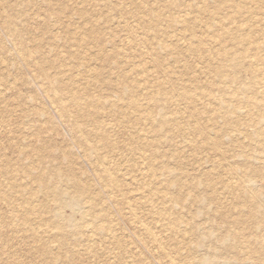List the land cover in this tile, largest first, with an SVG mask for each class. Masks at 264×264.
<instances>
[{"label": "rangeland", "instance_id": "rangeland-1", "mask_svg": "<svg viewBox=\"0 0 264 264\" xmlns=\"http://www.w3.org/2000/svg\"><path fill=\"white\" fill-rule=\"evenodd\" d=\"M112 1H118L121 2L122 4L124 3L126 4L125 5L126 8L122 10L110 9L109 7H105V4L107 3L106 0H0V166L3 165L1 163L4 162L5 159H6L5 160L6 164L8 163L7 165H5V167L1 166L0 168V182L4 184V189L6 188L4 197L3 199L1 198L0 200V223H1L0 253L2 252V254H0L1 255L0 264H5V263L8 264L9 262L10 264H42V263L43 264H115V263L123 264L124 261L123 259L125 260L129 259L128 257H130L131 259L133 258V260L137 258L138 259V262H136L137 264H169L168 262L169 259H171L170 257H172L176 262H178V264H183L184 263L183 259L186 256L192 258L194 261L193 263L195 264H198L199 260L205 256L208 258H215L214 260L215 264H224V262H226L225 264H239V263L256 264V261H254L253 259H249L250 258L249 256L252 257L254 256L253 258H257V257L259 258L261 253L264 252L261 250L264 249V227L254 228L252 226L251 227L248 226V228H240L241 226H231L230 222L232 221V219L233 220L238 219L241 221L245 220V217L248 215V213H250L252 207H254L253 204L254 202L250 200L246 208L243 205H240L242 197L239 198L237 197L238 199L235 198L236 200L232 198L235 197L234 196L235 194L232 192L229 186L230 183L233 184L234 180L238 178H236V176L232 177L228 175L227 166L231 164L233 165L241 164L245 166L247 165L246 163H244L243 159L237 158L233 155L239 152V150H241L242 148L243 151L241 150V152L244 155L247 154L253 156L252 160H250V162L254 160V163L253 162L250 163L251 167H253L254 170H256L257 168L258 169L257 172L258 174L259 173L260 174L250 175L248 181H250V183L253 185V188L257 193L255 198V202L257 201L256 204H259L260 206L262 205L264 206V168H262V165L264 167V154H262L264 152V151L262 152V150L264 149L263 136L254 134V132L250 130L251 128H249L250 132L248 131L249 133L247 134L246 138L243 137L241 134L239 135V133L233 134L234 137L232 136V138L230 136H227L221 141L223 156L213 157L215 153H213L214 151L212 152V149L209 147L206 148L205 146L201 147L199 149L200 151L195 153L194 151L192 152V150H190L189 147L186 148L187 143L185 142V140L187 139L194 140V138L195 140L196 139L200 140V138H202L201 136L203 134L200 136L201 133L199 131L196 132L197 130L196 127H194L195 133L193 131L192 134L190 133L192 131V128L189 129L190 125L188 126L186 125L185 127L184 124L182 127L179 126L178 129L176 128L170 129L171 127L167 125L166 128H163V131L155 132L152 129V131L148 130L147 133L144 131L141 132L139 127L142 121L139 122L135 116L134 118L132 117L125 119L117 118V116L119 117L118 114L119 112H122L129 108L128 104L126 103V98L117 100L116 93L113 89L115 85L108 84L107 82L103 83V80L105 81V79L103 78L106 79L108 78L107 80H110V78L113 79V76L117 72V70L113 69L112 66L110 67V65L107 63L96 61L91 67H96L94 70L98 69L97 71H95V73L96 72L99 73V75H97L98 77L95 78L94 80H90L89 82H86L85 80L80 81L76 85L74 84L73 87H79L82 89L84 87V84L88 83L90 85L89 92L94 96H97L101 100V103L104 104L103 106L104 108L108 107L110 105V102L116 103L115 106L116 117L115 114H113L114 115L113 117V115L108 114L104 111L98 114L101 121H103V125H106V127H108L107 129L108 130L107 134H109L108 136L112 139V141L114 140L115 144L113 145V148L110 149L104 148L105 150L101 148L102 145L101 144L98 145L95 142L94 138L90 137L92 136V132L89 136L91 139L90 138L88 139L90 141V144L93 145V147L96 146V148L100 147L102 149L101 150L102 153L105 154L106 156L105 158L110 164L109 169L111 171H114V169H116L117 166L119 165L117 171H118V175L121 176L120 179L121 183L125 190L131 191V193L126 196L125 201L124 200L120 201L118 199L116 200V198L107 197L104 194L106 197L105 198L103 195V193L105 192L104 187L98 184V182L94 178V173H93L94 167L92 166L93 164L91 163V161L89 162L90 159H87V157L83 156L84 152L83 150H81L83 148L79 147L73 142L78 137H81L84 131L85 132L90 131L91 124L83 123V125L81 126V132H77V130L75 131L71 130L69 120L67 118L60 117L55 107L50 105L49 101L46 100L47 98H45V95L43 93L45 86H47V82L43 77H40L38 75V73L36 72L35 64H33L32 62L31 63L26 62L18 54L19 53L18 48L21 47L23 51H27L28 53H31L34 59L38 61V65L43 66L44 69L46 68L45 72L49 77H54V75H56L58 71L54 70L55 68L53 69L52 67H50V65L47 64L46 62L47 60L55 59L57 62L58 61L63 62V60H67V63L74 65V63L76 62L79 63V62L76 57H70L71 55L76 54L79 58L83 59V58H88V56H90L91 54H95L97 50L94 46V43L91 40L81 41L79 39V36L81 37L80 34L70 35L65 32V31H75L78 33L82 31V29L87 30V28L89 29L91 27L89 26V24H85V21L76 14L78 10H84V9L87 15H89L88 18H90L91 21L97 22L101 26L103 32L102 36L104 39H107L108 42L111 40L113 43L115 42L116 43L115 47H117L118 50H122V51L126 50L128 52L129 50H127L125 47L126 45L128 47V44L126 43L127 42L126 38H128V32L122 29H115L111 25L114 24V22L116 21H120V22L127 21L129 23H133L136 12L132 10L130 4L125 2V0H112ZM205 1L208 4L211 3V0H205ZM139 2L141 5H147L149 8L155 10L158 14H160L161 20H159L157 23L158 31L155 34L156 36L158 34L159 38H163L164 36L165 39L163 38L162 40V43L160 45L161 48L157 46L158 44H156L155 39L154 40L151 39L152 41L150 40L147 41V43L149 44L146 43L145 49H148L147 50L148 52L157 50L156 54L163 60V65H161L162 67L159 68L158 71L157 69H155L156 72L154 71V67H153L154 65L151 62L140 63L139 60L135 58L134 60L135 64L145 67L147 72V74H145L146 77L149 78V76L151 75V78H149L150 81L153 80L152 79L153 77L155 79L161 80L165 76H167L166 78H170V80L164 81L163 85L169 86V84L175 80L182 82V84L186 83V85L187 84L191 85L189 84V81L192 83L195 80L196 81L199 80L201 84L200 82L198 83L201 87L200 89L202 90L203 86L206 83L205 81L210 80V78L207 77L208 75H206V73H205L206 76H204L203 72L202 73L200 72V74L197 72L193 73L194 69L192 70V68L207 66L209 62H207L203 58L197 57L198 58L197 59L194 55H192L193 56L192 57L190 54H187L183 50L180 51L179 55L175 54V50L172 49V47L175 44H177L178 46L181 44L183 46L182 48H184V46L186 45L185 43L192 42L194 41V39L190 37V32L179 31L181 28L175 27L173 25H172L173 27L170 26V24H172L171 23L172 20H174L179 16L182 15H188L191 17L195 16L196 15V13L194 12V9L196 8L195 6L200 4L198 3V0L197 1L196 0H156V1L137 0V3ZM212 8L213 7L210 6L209 9ZM226 13L228 15H232L231 14L232 12L229 13V9L226 10L223 14L226 15ZM5 17L10 18L11 28L15 30L17 33L15 36H9L6 33L5 24H4ZM145 19L146 18H144V20L141 19V22L145 21ZM150 20L151 19H148V21ZM217 20L218 18L215 19V21ZM237 25H239V22L237 23ZM263 25L264 24L260 22L259 24H257L256 27L262 29ZM197 31L199 33L198 29ZM203 31L205 32L204 28ZM134 34L135 35L137 34L136 36L138 38L144 35L142 30H135ZM164 34H168V35H164ZM186 35L187 37H185ZM53 36L56 37L55 40L52 39ZM19 42L21 44H19ZM195 43L196 42H194V44ZM147 45L149 47L150 45L151 46L156 45L155 48L156 47L159 48L151 50L147 48ZM224 45L228 47L231 46L232 44L228 42ZM212 47L213 48H210L212 49L211 51L215 52L214 50L217 51L219 46L214 45ZM104 51L108 53V51H110V47H108V45H105ZM130 53L131 52H128L127 54L131 55ZM255 53L256 56L258 55L259 57L264 56V50L261 49L260 47L255 49ZM43 59L45 61H43ZM245 59L246 60L241 59L243 64L235 68L234 73L236 76L237 86L240 85V82L251 83L254 81L253 76L249 71L245 69L244 66L250 61V58H245ZM247 59L248 62H246ZM187 65L189 67L191 66L192 68L191 67L190 69H188L189 67L186 68ZM262 67L264 69V64ZM82 68L79 69V73L83 75L82 78H86V76H88V73L85 74ZM68 70L70 71V73ZM67 72L72 75L77 74L78 66L77 68L76 67L66 68L64 70V74L62 73V75L60 74L59 76L62 77L64 75L65 77H67L69 75ZM196 74L198 75L199 78L196 77L197 76ZM139 76H136L135 74L133 77L135 79L136 78L138 79ZM211 80H212L210 81L211 83L213 84L215 83L213 87L214 88L218 87L215 85L217 83H220V80H217L216 78ZM145 87L148 88L147 86ZM66 93L67 90L64 91V95ZM158 98L160 99L159 96L155 95V100L157 101L156 104H154L155 106L153 107L152 110V118H153L152 123L154 124L158 122V120H160L158 118L160 115L167 114V116H170V114H172L176 109L181 111L182 114H180L181 115L180 117L186 118L184 120H187L188 118L187 105H189L190 102L189 109L195 107V106L192 107L193 104L191 106V103L194 100L188 99V101L190 100L188 102L187 99H184L183 97L181 98V96L175 97V99H173L171 103H165L163 100H159ZM210 98L211 97H204V98L202 97L200 98L201 100L198 98V100L200 101H198L195 98V100L198 101V102L196 101V105H197L196 107L198 108L208 107L209 109L208 108L207 109L210 110V112L213 111V109H210L209 105L211 102L210 100L212 99V103H215V99L213 100V98L211 99ZM206 99H208V101ZM252 102H255V100L253 99ZM139 103L140 105L138 104V107L140 106V108H142L145 106L142 102ZM236 107L238 110L237 114L239 113L240 115H243V113L246 114V112L248 110H251L252 108V107L250 108L249 106L247 107L244 104H238ZM218 110L219 109H217L214 114H210V116L211 115L214 116L215 120H217V123L219 122V120H221L219 119L220 116L222 117L224 115L226 117L231 116L230 118L234 116V114L229 112L228 110H223V112L221 111L222 109L219 111ZM250 114L251 116H255L256 113L250 111ZM207 116L202 115L201 116L202 119L200 120L201 121L203 120L202 122H205L206 119H208ZM232 120H234V118H232ZM117 121H120L122 123L120 122L118 123ZM127 121H131L134 123H132L131 126H127V124H125V122ZM168 127L169 129H167ZM82 128L84 131L82 130ZM129 130L133 132L135 131L136 133L139 132L140 134H144L146 137L150 138V140L152 139L156 140L155 146L153 147L154 151L152 150L151 152H148V154L150 153V155L151 154L153 155V161H154L153 173H155L154 175L155 177L153 178L154 179L156 178V180L158 178L159 182L154 180L155 182H157V186L164 187L163 185H165L166 183L165 181H167L168 178L170 179L172 177L180 178V179L183 178V180L187 181V182L185 181L186 183L191 182L190 176H195L199 180L201 178L200 171L202 168L203 170H210V171L212 170L213 173L215 172L218 175H220L218 179L209 180L207 182L204 181L206 185L204 184L203 181H198L196 183L193 193L197 194L198 198H202L205 200L204 202L201 203H195L191 201V199H188L185 188H182L183 190H181L176 186L172 188L171 187L168 188L167 190L168 193L170 194L172 193V195L177 196L181 198V200H183L181 202V200L179 201L178 199V202L181 203L180 204L177 203L176 204L177 206L175 205V207H173L171 211V215L173 214L174 217L176 216L180 218L179 220L183 222L182 225H179L177 230L174 229L172 230V232L170 231L172 234H170V232L163 231V228L161 229L162 221L159 220L166 217L168 218L169 215L161 218L156 214L152 216L153 213L150 211L148 212V209L145 208L142 203H141L142 205H140L139 207L137 206L135 209V214L137 216L136 222L137 220H139L137 223L135 222L134 219H131V217L128 215V211L126 208L128 206V202L130 203L135 202V200H138V195L140 194V192L137 191L138 183L131 180V175H133L135 172H140V170L143 168L141 163H138V166H136L133 169H130L129 166H127V164L123 163V160H125V156L128 157L131 154V152L139 151L137 154L140 155L137 156H141L140 143L137 142L135 143V141L126 142L125 140ZM215 131L219 134L221 131V127L217 126L215 128ZM198 132L200 134H198ZM237 134L238 136H235ZM249 134H251V137H249ZM233 138L235 142L232 140ZM159 139H160L159 143L160 144L162 143L161 145L160 144L157 145ZM229 139L231 140V142ZM163 140L167 141V142L165 141L166 144ZM239 140L240 141L243 140V141L239 142L240 144H237L236 141ZM256 142H258V144ZM239 145L240 146L243 145V147L242 146L240 147ZM244 145H246V148ZM257 145L260 146L256 147ZM174 146L177 147L175 148ZM173 148L174 150H172ZM176 149L181 152L179 155L180 159L176 155V151H177ZM186 149H188L189 151ZM260 149L262 150L260 151ZM256 150L260 152H256ZM250 152L251 154H249ZM183 153L185 156L183 155ZM190 154L197 155L198 157L195 156L197 159L193 160L191 158L192 155ZM254 154L257 155L256 158L254 157L255 156ZM143 156H145V153H143ZM175 156H177L176 157L177 159L175 158ZM219 157H220L219 160L222 159L220 166L218 164L213 163V161L209 162V160L211 159L218 161ZM1 158H3V161L1 160ZM118 160L120 163H118ZM256 160H260V161H256ZM158 164L160 165L159 168H158ZM162 165L164 167H162ZM129 169L132 170V172ZM169 175H171L172 177ZM16 176L18 177L16 178ZM10 177L11 178L13 177V181L15 183L16 182L17 184L20 183L19 184L21 188L20 190L21 192H23V195L21 197L20 196L13 197V195L11 194L12 191H10V189L8 188V185L10 186V182L12 181ZM229 177H231V179ZM38 178L42 179L43 182L46 183L48 186L52 185L61 188H65L68 183V180L72 178H75L74 180L76 181L78 180L81 183L84 182L85 184L87 183V185L91 187V191L93 193L95 192L93 195L97 194V192H99L102 195L103 200H101L102 201V203L100 204L101 207H99L98 210L106 214L105 215L106 217H109L108 224H111L112 227L108 225L109 227L107 228L109 229L106 228V230L104 231V233L106 234L101 233L102 235L101 234L97 235L95 226L98 224V222L101 219L96 218L95 220L94 218L89 217L90 223L89 224L84 223V225L86 224L88 227L86 225L85 226L82 225L79 228L80 229L79 232L81 234L83 233L82 235L80 233L78 235L76 232H74L73 234L71 233L72 231H70V229L67 231L68 229L67 228L63 232L64 234H62V237H66L64 238L65 241L74 243L71 245L70 243H67L66 246L64 245V247H67L69 251L66 248L64 249L67 251L62 249L63 247L59 245V243H57L56 241L57 239L54 238L55 232L52 227H48L49 229L51 228L50 231L48 228L42 227V225L38 227L39 224L36 223L35 224L32 223L31 227L29 225H26L27 227L26 226L24 227L23 225H25V223L22 221L23 219L20 220L22 216L21 214L24 213L23 212L24 209L19 207L21 208L19 212L20 214L17 213L19 214V215L16 214L17 216L13 215L17 218L16 219L15 217L10 216L9 212L7 213V211H9V208L6 205L7 201L14 200V204H15L18 203L19 201L21 202V198H23V196L27 197V195L28 196L31 195L30 197L33 201L30 202L31 207L42 206V204L45 206V204H48L50 202L49 203L50 205L49 204L46 205L47 209L45 208L44 217L47 214L48 216L46 217L49 218L52 217L53 215L52 212L55 211V205L53 204V202H51L49 198L46 197L45 193H42V191L40 190L42 188L40 187L39 184L40 182L37 180ZM165 178L167 180H165ZM232 178L235 179L233 180ZM211 181L213 182L211 183ZM224 181L225 183H227L226 184L227 186L229 185L228 187L224 185L225 183L222 184V182ZM27 184L29 185L31 184V185L29 186ZM24 185L27 186V188H25ZM28 187L29 190H27ZM209 187H211V189ZM177 188L179 191L177 190ZM29 191L31 192V194H29L30 193ZM215 193L217 194V196ZM218 194L221 195L219 196ZM145 196L149 200L150 199L155 200L156 197L154 195V192H145ZM44 197L47 199H45ZM216 197H218L219 199L218 201L213 199ZM208 199L211 200L209 201ZM46 200H48L49 202ZM3 201H4L3 203L4 205L2 204ZM20 202L19 204H21ZM237 202L239 203V205H236ZM31 203H33V206ZM165 203H166L165 206H167L168 204L167 200H165ZM80 205H82V208L85 207V204L83 205V203H81ZM218 205L221 207H218ZM16 206L19 205L17 204ZM216 208H219L218 213L216 212L217 210ZM61 214H62L61 217L63 216L62 218L68 220L70 219V221L73 224H75L76 222L75 225L78 224L77 222L78 217L76 214H73L71 210L65 209ZM145 215L149 217L146 216L145 218ZM9 216L13 217L12 218L13 220ZM28 216H31L29 217L31 219L33 217L32 215H28ZM155 216L156 217L158 216V218L155 219L156 218ZM221 216L226 217V219L221 218ZM89 218H87V220ZM143 219L145 221H143ZM52 220H54V218ZM8 222H10L9 223L10 225L8 224ZM71 222H70V226L72 227L74 225L73 224L71 225ZM142 222L144 223V225H148V227H150L149 229H151V231L153 230L152 232L157 233L156 235L159 234L161 235V238H164L163 243L161 245L163 248H161V246H157V245L155 246V244L152 245L151 242L147 241L149 239L142 235L141 232L142 230L140 231V229L143 228L141 224ZM137 224L140 225L138 226ZM191 225L195 226L196 228H199V230L202 228L203 231H206L207 233H210L213 236H218V237L224 235L225 233H227V231L239 232L241 236L240 238L244 239L248 243L247 245H245L244 243L243 244L240 243L239 244L240 246H238L240 248H238L236 246H232L230 243L218 244V242H215L214 238H212V239L204 240V242L201 244H197L196 241L199 238L197 237L198 236L197 233L199 232V230L196 233L191 232V234L187 237H183L182 235L183 239L181 240L182 237L181 236L178 237V235L179 234L181 235L180 232H182L183 234V229L185 231L189 229ZM36 227L37 229H35ZM110 227L112 230L110 229ZM34 230L38 232L37 233L32 232ZM65 232L67 233V235ZM114 232L117 236V237L115 236L116 240H119L120 244H122L119 246L121 250L118 248V246H116V244L114 246V243L109 241V239L112 238V236L114 237L113 235ZM34 233L38 235L41 234L39 237L40 239L33 238ZM108 234L112 236L110 237V235ZM29 236L30 237L32 236L31 238L34 239V242L33 239H31ZM89 236L92 239L91 240L92 243H90L91 241L88 242L84 240V238L87 239V237ZM167 236H170V239L169 237L166 238ZM175 236L178 238L177 243L175 241L176 240ZM42 237L43 240L46 241L47 245L50 244L49 245L50 248L56 243L52 247V251H53L52 253H51V249L48 247L50 250V254H49L50 258L49 255L48 256L46 255V257H44L45 255L41 253L42 245L46 244V243H40L42 241ZM47 237L48 239L46 240ZM49 237H51V241L55 240L53 241L54 244H51L53 242L50 241ZM92 237H94V239ZM118 237H120V239ZM4 238H6V240ZM179 239L180 242H178ZM171 240H172V244L169 243L171 242ZM8 241H10V244L7 246V244L9 243ZM85 241L88 242L87 245ZM36 244L39 245V247L38 246L35 247ZM90 244H92L93 246L92 249L94 251L90 248L91 246ZM58 245L60 246V248H58L59 247ZM211 245L217 246V250L215 251V254H213L214 252H212V250L210 249ZM184 247L189 248L190 251L188 249H185ZM248 247L251 248L250 253L252 252L253 255L248 254V252L244 251L246 248L248 249ZM256 248H258L257 253L255 252ZM162 251L167 253L163 254ZM66 252L67 253L70 252V254L73 253L74 256L73 255H70L73 257L65 256V255H69V254H64ZM254 252L256 253V255L257 254L258 255L255 256ZM40 254L43 255V257ZM52 255L53 257L54 256L56 257L57 255V257L54 259L52 258ZM119 259L120 260L122 259V261H120ZM114 261L116 262L114 263ZM251 261L253 263H251Z\"/></svg>", "mask_w": 264, "mask_h": 264}, {"label": "bare ground", "instance_id": "bare-ground-1", "mask_svg": "<svg viewBox=\"0 0 264 264\" xmlns=\"http://www.w3.org/2000/svg\"><path fill=\"white\" fill-rule=\"evenodd\" d=\"M106 1H107V3L105 4V7H109L110 9H113V10L121 9L122 10V9L126 8L125 7L126 4H124V3L122 4L121 2L112 1V0H106ZM47 2H49V1H47ZM125 2L129 3L132 10H134L136 12V15L134 18L135 21L133 20V23H129L127 21L126 22L116 21L111 26L115 29H122V30H125L128 32V38H126L127 39L126 43L128 44V47H127V45L125 47L127 50H129L128 52H131L130 53L131 55L127 54L128 52L124 49H123L124 51L118 50L117 47H115L116 43L115 42L113 43L112 40L108 42L107 39H104L102 36L103 32H102L101 26L97 22L91 21V19L88 18L89 15H87L85 9L84 10H78V12L76 14L81 19H83L85 21V24H89V26H91V27L89 29L87 28V30L82 29V31H80L78 33L75 31H65V32L67 34H70V35L80 34L81 37L79 36V39L81 41L91 40L94 43V46L97 50V52L95 54H91L90 56H88V58H83V59L79 58L76 54L71 55L70 57H76L78 59V62H79V63H77V62L74 63V65L67 63V60H63V62H60V61L57 62L55 59L47 60L46 61L47 64H49L50 67H52L53 69L55 68L54 70L58 71L56 73V75H54V77H49L45 72L46 68L44 69L43 66L38 65V61L36 59H34V57L32 56L31 53H28L27 51H23L22 47L18 48L19 49L18 54L22 57V59H24L28 63L32 62L33 64H35L36 72L38 73V75L40 77H43L46 80L47 86H45L43 94L45 95V98H47L46 100L49 101V104L55 107L58 115L60 117L67 118L69 120L71 130H73V131L77 130V132H81V126L83 125V123H86V124L90 123L91 124L90 131L85 132L82 128L84 133L81 135V137H78L73 142L76 145H78L79 147L83 148V149H81V150H83V152L85 154V155L83 154V156L87 157V159H90L89 162L91 161V163L93 164L92 166L94 167V170H93L94 178L98 182V184L103 186L105 189V192L103 193V195L105 194L107 197H114V198H116V200L118 199L120 201H122V200L125 201L126 196L128 194H130L131 191L125 190L122 183H121V180H120L121 176L118 175V171H117L119 165L117 166V168L115 167L116 169H114V171H111L109 169L110 164L106 160L105 154H103L101 151L102 150L101 148H103V149L104 148H109V149L113 148V145L115 143H114V140L112 141V139L108 136L109 135V134H107L108 133V130H107L108 127H106V125H103V121H101V119L98 115L102 111H104V112L111 114V115L115 114V117H116V112H115L116 103L110 102V105L108 107L104 108L103 107L104 104L101 103V100L97 96H94L93 94H91L89 92V90H90L89 86L90 85L88 83L84 84V87L82 89L79 87H73L74 84L76 85L80 81L85 80L86 82H89L90 80H94L95 78L98 77L97 75H99V73H97V72H96L97 74L95 73V71H97L98 69L94 70L96 67H91L96 61L107 63L110 65V67L112 66L113 69L117 70V72L113 76V79L110 78V80H107L108 78L107 79L103 78V79H105V81L103 80V83L107 82L108 84H114L115 85L114 88L112 87L113 85L111 87L114 89V91L116 93L117 100L122 99V98H126V103L128 104L129 108L127 110L119 112L118 113L119 117L117 116V118H119V119H122V118L125 119V118H129V117L134 118V116H135L139 122L142 121L140 124V127L138 126L139 129L141 130V132L144 131L147 133L148 130L152 131V129L155 132L163 131V128H166L167 125H169V127H171L170 129H173V128L178 129L179 126L182 127L184 124L185 127H186V125L187 126L190 125L189 129L192 128V131L190 132L192 134L193 131L195 133L194 127H196L197 128L196 132L199 131L201 134L199 132H198V134H200V136L203 134L204 137L202 135L201 136L202 138H200V140L199 139L195 140V138H194L195 141L193 139H187V140L184 139L185 142L187 143L186 148L189 147V149L192 150V152L194 151V153H195V152L200 151L199 149L201 147H204V146H205V148L209 147L212 149V152L214 151L213 153H215V155H213V157L223 156V151L221 148V146H222L221 141H222V139H224L227 136H230L232 138L233 134L239 133V135L241 134L243 137L246 138L247 134L250 132L249 128H251L250 130H252L254 132V134L261 135L264 137V135H263V133H264V69L262 67L264 64V56L259 57V55L256 56V53H255V49H257L259 47L264 50V29H263L264 25H263L262 29L256 27L257 24H259L260 22L262 24H264V0H241V1H238V0L237 1L236 0H211L212 4L211 3L208 4L205 0H198V3H200V4L195 6L196 7L194 9V12L196 13L195 16H193V17L188 16V15H182L179 17L176 16L177 18L172 20V22H171L172 24H170L171 27H173V26L179 27V28H181L179 31L190 32V37H192L194 39V41H192L193 44H192V42L185 43L186 45L184 46V48H182L183 46L181 44H180L181 46L180 45L178 46L177 44H175L173 47H172V45H173L172 44L171 47L173 50H175V54L179 55L180 51L183 50L187 54H190L191 56L194 55L196 58L197 57L203 58L204 60L209 62L208 65L204 66V67L192 68L190 66L192 68V70L194 69L193 73L197 72L200 74V72L201 73L203 72L204 76L208 75L207 77L210 78V80H208L209 82L205 81L206 83L203 86L202 90L200 89L201 87L198 83V82H200L199 80L198 81L192 80V81H194L192 83L189 81V84H191V85L187 84L188 85L187 86L186 83L182 84V82H179L178 80L174 79L175 81H172V83H170L169 86L165 85L166 86L165 87L163 85L164 84L163 82L170 80V78H166L167 76H165L161 80L155 79L153 77L152 78L153 80H151V81L149 80V78H151V75L149 76V78L146 77L145 74H147V72H146L145 67L140 66V65H136L134 60L136 58L139 60L140 63L141 62L142 63L151 62L154 65L153 66L154 71H155V69H157V71H158L159 68L162 67L161 65H163V60H162V58H160L156 54L157 50L152 51V52H148L147 51L148 49H145L146 43L149 40L152 41L155 39L156 44H158L157 46H159V47L162 43L164 36H163V38H159L158 34H157V36L155 34L158 31L157 23L159 20H161V16L155 10L149 8L147 5H141L140 2L137 3V0H125ZM148 5H150V4H148ZM210 6H212L213 8L209 9ZM228 9H229V13L232 12L231 13L232 15H228L227 13H226V15L223 14ZM144 18H146L145 21L141 22V19L144 20ZM217 18H218V20L215 21V19H217ZM148 19H151V20L148 21ZM238 22H239V25H237ZM4 24H5L6 33L9 36H15L17 34L16 31L11 28V20L9 17L4 18ZM203 28H204L205 32L203 31ZM134 29L135 30H142L145 36L142 35V37L140 36L138 38L136 36L138 33L135 35ZM197 29L199 30V33H198ZM138 32H140V31H138ZM164 35H168V34H164ZM185 37H187V35ZM55 38L56 37L53 36L52 39L55 40ZM20 42H19V44H21ZM165 42H166V40H165ZM194 42H196V43L194 44ZM228 42L231 43L232 45L227 47L224 44H226ZM147 44H149V43H147ZM105 45H108V47H110V51H108V53L104 51ZM214 45H217L219 47H218L217 51L214 50L215 52H212L211 51L212 49H210V48H213L212 46H214ZM227 45H229V44H227ZM155 46L150 45V47H149L147 45V48H149L151 50L159 48V47L155 48ZM143 50H146V51H143ZM77 53H78V51H77ZM245 58H250V61L248 62V59H247L246 62H248V63L245 64L244 66H245V69L251 73L254 81L251 83L240 82V85L237 86L236 85V76L234 73L235 68H237L239 65L243 64L241 59L246 60ZM164 59H166V58H164ZM43 61H45V60L43 59ZM164 62H165V60H164ZM77 66H78L77 74H75V75L69 74L70 71L68 70L69 73L68 72L67 73L69 75L67 77H65L64 75H63L64 77L59 76L60 74L62 75V73L64 74V70L66 68H68V67L69 68H73V67L77 68ZM188 67L189 66L187 65L186 68H188ZM190 67L188 69H190ZM80 68L83 69L85 74L88 73V76H86V78H82L83 75L81 73H79ZM183 69H184V67H183ZM126 70H128V71H126ZM192 70H190V71H192ZM205 73H206V75H205ZM135 74H136V76L140 75L138 79L137 78L135 79L133 77ZM196 77H198V75ZM214 78H216L217 80H220V83H217L215 85V86H218L216 88L213 87L215 83L213 84L210 82V81H212L211 79H214ZM200 84H201V82H200ZM145 86H147L148 88H146ZM65 90H67V93L64 95ZM81 90H84V91H81ZM85 90H88V91H85ZM155 95L159 96L160 99L159 98L158 99L163 100L165 103H171L172 100L175 99V97L181 96V98L183 97L184 99H187V101H188V99L194 100V101H192L191 106L193 104L192 107H194V106L195 107L189 109V105H190V102H189L190 100H189L188 101L189 105H187V108H188L187 120H184L186 118L180 117L181 116L180 114H182L180 110L173 109L175 111L174 112L172 111L173 113L170 114V116H167V114L160 115L158 117L160 120H158V122H156L154 124V123H152L153 122L152 110H153V107L155 106L154 104H156V101H157V100H155ZM197 97L199 99L202 97L203 98L204 97H211V98H213V100L215 99V103H212L211 98H210L211 102L209 101L210 102V105H209L210 109H213V111L210 112V110H208L209 109L208 107H207L208 109L203 108V107L202 108L196 107L197 106L196 101L198 100ZM195 98L197 100H195ZM208 99H206V100L208 101ZM253 99L255 100V102H252ZM200 100H198V101H200ZM139 102H142L145 106L142 108H140V106L138 107V104L140 105ZM238 104H244L247 107L249 106L250 108L251 107L252 108H251V110H248L246 112V114L243 113V115H240L238 113L240 115L239 116L237 114L238 110L236 107ZM216 108L219 110L222 109L221 110L222 112H223V110H228L229 112L233 113L235 117L232 116V118H234V120H232V118H230L231 116L226 117L224 115L225 117L220 116L219 119H221V120L218 119L219 122L217 123V120H215L214 116H212V115L210 116V114H214L216 112V110H217ZM250 111L255 112L256 113L255 116H251ZM183 115H184V113H183ZM202 115L203 116L208 115L207 116L208 119H206L205 122H202L203 120L202 121L200 120V119H202L201 118ZM222 115H223V113H222ZM113 117H114V115H113ZM207 117H205V118H207ZM240 117H242V118H240ZM200 121H201V123H200ZM117 122L119 123L120 121H117ZM120 123H122V122H120ZM132 123H134V122H131V121L125 122V124H127V126H131ZM137 125H139V124H137ZM257 125H259V126H257ZM217 126L221 127V131L219 134L215 131V128ZM169 127L167 129H169ZM91 132H92V136H90ZM137 132H138V130H137ZM138 133H136L135 131L133 132V131L129 130L127 137L125 136L126 142L135 141V143L136 142L140 143V145H141V151H140L141 156H137V155H140V154H137L139 151L135 152L134 151L135 149H134L133 150L134 152H131V154L128 157L125 156V160H123V163L127 164V166H129L130 169H133L136 166H138V163H141V165L143 166V168L140 170V172H135L133 175H131V180L138 183L137 191L140 192V194L138 195V200H135V202H133V203L128 202V206L126 207L127 211H128V215L131 217V219H134L136 222L137 216L135 214V209L137 206L139 207L140 205L143 204L144 207L148 209V212L150 211L153 213L152 216H154V214H156L161 218V217H166L169 215L168 218L166 217L167 219L162 218L159 220L162 221V222L161 221L160 222L162 223L161 229L163 228V231H167V232L171 231L172 232V230H174V229L177 230L179 225H182V223H183L179 220L180 218H178L176 216L174 217L173 214L171 215L172 208L175 207V205L177 203L180 204L183 200H181V198H179L177 196L172 195V193L171 194L168 193V191H167L168 188H170V187L172 188L174 186L180 188L181 190H183L182 188H185V191L187 192V198L188 199H191V201H193L195 203H201V202H204L205 200L202 198H198L197 194L193 193L194 188L196 186V183L198 181H203V182L206 181L207 182L209 180H213V179L215 180V179H218L220 175H218L215 172H214L215 173L214 174L212 172V170L211 171L210 170H203V168H202L200 171L201 178L199 180L195 176H190L191 182L186 183L187 181L183 180V178L182 179L174 178L171 175H169L172 178H170V179L168 178V180L165 178V180H167V181H165L166 183H165V185H163L164 187L157 186V182H159L158 178H157V180H156V178L155 179L153 178V177H155L154 176L155 173H153V170H154L153 155L152 154L150 155V153L148 154V152H151L153 150V147L155 146L156 140L155 139L150 140V138L146 137L144 134H140V133L138 134ZM181 133H182V131H181ZM176 134H177V132H176ZM251 134H252V132H251ZM251 134H249V137H251ZM89 136L94 138L95 142L98 145L101 144L102 147L100 148L97 146L99 149L96 148V146L93 147V145L90 144V141L88 139V138H90ZM235 136H238V134ZM180 139H181V137H180ZM260 139H262V138H260ZM232 140L234 141V138ZM250 140H252V139H250ZM163 141L165 142L166 140H163ZM241 141H243V140H241ZM241 141L240 140L236 141V143L240 144L239 142H241ZM159 142H160V139L157 142L158 144L157 143L156 144L159 145L160 144ZM166 142H165V144H166ZM230 142H231V140H230ZM247 142H248V140H247ZM263 142H264V140H263ZM256 143L258 144V142H256ZM165 144H163V145H165ZM241 146L243 147V145H241ZM244 146L246 148V145H244ZM258 146H260V145H257L256 147H258ZM261 146H262V144H261ZM13 147H14V145H13ZM263 147H264V145H263ZM255 149H257V148H255ZM172 150H174V148ZM172 150H170V151H172ZM186 150H188V149H186ZM204 150H206V149H204ZM241 150L243 151V148ZM241 150H239V152L236 151L237 153H235V154H233L234 153V151H233L232 154L237 158L243 159L244 163H246L247 165L245 166V165H241V164H239V165L231 164V165L227 166L228 175L232 176V177L236 176V178H238V179L232 178L233 180L235 179L234 183L233 184L230 183V186L229 185L228 186L230 187L232 192L235 194L234 195L235 197H232V198L238 199L239 197H242V200L240 199L241 200L240 205H243L244 207L247 208V205H248L249 201L251 200L252 202H254L253 203L254 207H252V209L250 210V213H248V215L245 217V220L241 221L238 219H235V220L232 219V221L230 223H231V226H241L240 228H248V226H250V227L252 226L254 228H259V227L262 228V227H264V208H263L264 206L262 205L263 206L262 207L259 204H256L257 201L255 202V198H256L257 193H256L255 189L253 188V185L250 183V181H248L250 175H252V174L253 175H259L260 173L258 174L257 168H256V170H254L253 167H251L250 163H252V162L254 163V160L252 162H250V160H252L253 156L252 155L250 156L247 154L244 155L241 152ZM261 150L262 149H260V151ZM260 151L256 150V152H260ZM263 151H264V149L262 150V152ZM143 153H145V156H143ZM180 153L181 152L179 150L176 151V155L178 156L179 159H180V156H179ZM249 154H251V152ZM262 154H264V152ZM154 155H155V153H154ZM183 155H184V153H183ZM190 155H192L191 158L193 160L197 159L195 157L197 155H195V154H190ZM177 156H175V158ZM121 157H123V156H121ZM160 157H162V156H160ZM254 157L256 158L257 155H255ZM118 158H119V156H118ZM170 158H172V157H170ZM122 159H119V160H122ZM219 159H220V157L218 158V161L211 159V160H209V162L213 161V163L218 164L220 166L222 159L221 160H219ZM1 160L3 161V158H1ZM5 160H4V162L1 163V164H3V165H1L2 167H5V165L8 164V163L6 164ZM119 160H118V163H120ZM256 161H260V160H256ZM1 166H0V168H1ZM159 167H160V165L158 164V168ZM162 167H164V166L162 165ZM262 168H264L263 165H262ZM130 171L132 172V170H130ZM164 174H166V173H164ZM17 177L18 176H16V178ZM229 178L231 179V177H229ZM10 179L12 181L10 182V186L8 185V188L10 189V191H12L11 194L13 195V197L14 196H20L21 197L23 195V192H21V190H20L21 189L19 186L20 183H18V184H17V182L15 183L13 181V177L12 178L10 177ZM74 179L75 178L68 180V183H67L65 188L56 187V186H52V185L48 186L46 183L43 182L42 179H39V178L37 179L40 182L39 183L40 187L43 189V190L40 189L42 191V193H45L46 197L49 198V200L51 202H53V204L55 205V211L52 212V214H53L52 217H50V218L46 217V216H48V214L45 216L48 219H46L44 217L45 208L47 209L46 205H48L50 203L48 200H46V201H48L49 203L45 204V206L42 204V206L31 207L30 202H33V201L30 197L31 195L28 196L27 194H26L27 197L23 196V198H21V202L19 201L21 204H19V202L15 203L16 205L18 204L19 206H16L14 204V200L7 201L6 205L9 208V211H7V213L9 212L10 216H13V215L17 216L20 214L19 213L20 209L23 208L24 213L21 214L22 216L20 219V220L23 219L22 221L25 223V225H23V226L25 227L26 225H29L31 227L32 223H34V224L36 223V224H39L38 227H40V225H42V227H45V228L52 227L54 232H55L54 238H56L57 243H59V245H61L63 247V248L61 247L62 249H64V248L67 249V247H64V245L66 246L67 243H70V242H67L64 240V238H66V237H62V234H64L63 232L68 228L67 231L70 229V231H72L71 233L74 234V232H76L79 235V233H80L79 228L82 225H84V223L89 224L90 218H94L95 220H96V218L101 219L99 222L97 221L98 224L96 223L97 225L95 226L96 227L95 230H96L97 235L104 233L106 228L109 226L112 227V225L108 224L109 223V219H108L109 217H106L105 216L106 214H104V213H102V211L98 210V208L101 207L100 206V204L102 203L101 200H103L102 195L99 192H97V194L93 195L95 192L93 193L91 191V187L89 185H87V183L86 184H85V182L81 183L78 180L76 181ZM154 180H156L157 182H155ZM212 182L213 181H211V183ZM28 183H30V182H28ZM214 183H216V182H214ZM223 183H225V181L222 182V184ZM158 184H160V183H158ZM204 184L206 185L205 182H204ZM226 184L227 183H225L224 185L227 186ZM27 185H29V184H27ZM22 187H23V185H22ZM25 188H27V186H25ZM178 188H177V190H178ZM209 188L211 189V187H209ZM5 190H6V188L4 189V184L1 183L0 184V200H1V198L3 199L4 194L6 192ZM27 190H29V187ZM145 192H154V195L156 196L155 200L154 199L149 200L145 196ZM26 193H27V191H26ZM29 194H31V192ZM105 195H104V197H105ZM216 196H217V194H216ZM47 198H45V199H47ZM185 198H186V196H185ZM178 199H179V201L181 200V202H178ZM213 199L216 201L219 200L218 197L213 198ZM165 200H167V202H168L167 206H165V204H166ZM208 200L210 201L211 199H208ZM229 201H230V199H229ZM37 202H39V201H37ZM232 202H233V200H232ZM232 202H231V204H232ZM3 203H4V201L2 202V204ZM81 203H83V205L85 204L84 208H82V205H80ZM122 203H124V202H122ZM31 204L33 206V203H31ZM103 204H104V202H103ZM236 205H239V203L237 202ZM19 207H21V208H19ZM218 207H221V206L218 205ZM261 207H262V209H261ZM65 209H69L73 212V214L77 215V217H78L77 218V220H78L77 225H75L76 222H75V224H73L70 221V219L68 220V219L62 218L63 216L61 217V215H62L61 213ZM216 209H217L216 212L218 213L219 208H216ZM6 210H8V209H6ZM17 213H19V214H17ZM144 213H145V211H144ZM28 215H32L33 216L32 219L29 218L31 216H28ZM15 216H13V217H15ZM146 216L147 215H145V218H146ZM158 216L157 217L155 216L156 217L155 219H157ZM13 217H10V218L12 219ZM74 217H75V215H74ZM147 217H149V216H147ZM15 218H14V220H15ZM53 218H54V220H52ZM87 218H89V219L87 220ZM221 218L226 219V217H224V216H221ZM140 220H142V219H140ZM53 221H55V222H53ZM138 221L139 220H137V222ZM143 221H145V220L143 219ZM23 222H22V224H23ZM70 222H71V225L73 224L74 226L71 227ZM5 223H6V220H5ZM9 223L10 222H8V224ZM13 223H15V222H13ZM141 224H142L143 228L140 229V231L142 230L141 231L142 235L149 239L147 241L151 242L152 245L155 244V246L156 245L161 246L164 238H161V235H159V234L156 235L157 233L152 232L153 230L151 231V229H149L150 227H148V225H144L143 222ZM0 225H1V223H0ZM9 225H8V227H9ZM111 227H110V229H111ZM26 229H28V228H26ZM35 229H37V227ZM107 229H109V228H107ZM251 229H253V228H251ZM50 230H51V228L49 229V231ZM111 230H109V231H111ZM198 230H199V228H196L195 226L191 225V227L189 229H187L185 231L183 229V234H182V232H180L181 235L179 234L178 237L179 236L182 237V235H183V237H187L191 234V232L196 233ZM32 232L37 233L38 231L36 232V230H34ZM88 232H89V230H88ZM171 232H170V234H172ZM35 233L33 236V238H35V239L39 238L40 235L42 234L41 232H40L41 234H39V235L35 234ZM104 234H106V233H104ZM197 234H198L197 237H199L198 240L196 241L197 244H201L204 242V240L212 239V238H214L215 242H218V244L219 243L220 244L230 243L232 246H236V247L240 246L239 245L240 243L241 244L244 243L245 245H247V243H248L244 239L240 238L241 236H240L239 232L227 231V233L218 237V236H213L212 234L207 233L206 231H203V229L201 228ZM66 235H67V233H66ZM108 235H110V234H108ZM113 235H114V237L116 236L115 232L113 233ZM165 235H167V234H165ZM111 236L112 235H110V237ZM8 237H10V236H8ZM110 237H108V238H110ZM114 237L112 236V238H110L109 241L114 243V246L116 244V246H118V248H119V246L122 244H120L119 240H116L117 236L115 238ZM168 237L170 239V236H167L166 238H168ZM183 237L181 238V240L183 239ZM33 238H31V239H33ZM49 238L51 241V237H49ZM82 238H83V236H82ZM92 238L94 239V237H92ZM118 238L120 239V237H118ZM175 238H176L175 241L177 243L178 238L176 236H175ZM4 239L6 240V238H4ZM47 239H48V237L46 238V240ZM169 239H168V241H169ZM174 239H173V241H174ZM84 240L89 242L92 239L89 236V237H87V239L84 238ZM104 240H105V238H104ZM242 240H244V241H242ZM43 241H45V240H43V237H42V241L40 243H46V241L45 242H43ZM53 241H55V240H52L51 242H53ZM86 241H85V243L87 245L88 242H86ZM8 242L9 243L7 244V246L10 244V241H8ZM33 242H34V239H33ZM178 242H180V239L178 240ZM90 243H92V241ZM169 243L172 244V240ZM38 244H39V242H38ZM51 244H54V242ZM71 244H74V243H70V245ZM76 244H77V242H76ZM4 245H6V244H4ZM49 245H47V243L42 245L41 253L43 255H45L44 257H46V255L48 256L50 254ZM90 245H91L90 248L92 249L93 246H92V244H90ZM36 246L39 247V245H37V244L35 245V247ZM53 246H51V248H50L51 253L53 252L52 251ZM68 246H69V244H68ZM185 246H186V244H185ZM210 247H211L210 249L212 250V252H214L213 254H215V251L217 250V246L211 245ZM58 248H60V246ZM70 248H72V247H70ZM161 248H163V247L161 246ZM184 248L189 250V248H186V247H184ZM238 248H240V247H238ZM250 249L251 248L248 247V249L246 248L244 251L248 252V254H252V252L250 253V251H251ZM257 249L258 248L255 249L256 253L258 252ZM67 250L69 251V249H67ZM67 250H65V251H67ZM158 250H159V248H158ZM188 250H187V252H188ZM261 250L264 251V249H261ZM85 251H86V249H85ZM95 251H97V250H95ZM83 252H84V250H83ZM87 252H85V253H87ZM162 252H163V254L167 253L164 251H162ZM89 253H91V252H89ZM256 253H255V256L258 255V254L256 255ZM0 254H2V252ZM53 254H55V253H53ZM64 254H69V255H65V256H70V255L74 256V254L73 253L70 254V252L69 253L66 252ZM77 254H78V252H77ZM244 254H247V253H244ZM43 255H41V256L43 257ZM11 256H12V254H11ZM73 256H70V257H73ZM56 257H57V255H56ZM56 257L55 256L53 257V255H52V258L55 259ZM249 257H250L249 259H253L254 261H256V264H264V252L261 253L259 258L258 257L253 258L254 256L253 257L249 256ZM49 258H50V255H49ZM128 258L129 259H126V260L123 259L124 260L123 264L124 263H126V264L127 263L128 264H134V263L137 264L136 263V262H138L137 258H136L137 261H136V259L133 260V258L132 259L130 257H128ZM170 258L171 259H169V262H168L169 264H178V262H176L172 257H170ZM247 258H248V255H247ZM183 260H184L183 264H195V263H193L194 262L193 259L190 258L189 256H186ZM214 260H215V258H208L205 256L199 260L198 264H208V263L209 264H215ZM46 261H47V259H46ZM46 261H43V262H46ZM120 261H122V259ZM115 262L116 261H114V263ZM225 263L226 262H224V264ZM244 263H245V261H244ZM251 263H253V262L251 261ZM8 264H10V262Z\"/></svg>", "mask_w": 264, "mask_h": 264}]
</instances>
